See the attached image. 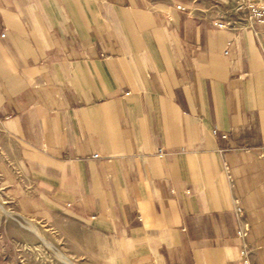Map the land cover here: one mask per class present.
<instances>
[{
    "label": "crops",
    "instance_id": "1",
    "mask_svg": "<svg viewBox=\"0 0 264 264\" xmlns=\"http://www.w3.org/2000/svg\"><path fill=\"white\" fill-rule=\"evenodd\" d=\"M1 155L9 203L83 264H243V223L264 264V24L237 0H0Z\"/></svg>",
    "mask_w": 264,
    "mask_h": 264
},
{
    "label": "rangeland",
    "instance_id": "2",
    "mask_svg": "<svg viewBox=\"0 0 264 264\" xmlns=\"http://www.w3.org/2000/svg\"><path fill=\"white\" fill-rule=\"evenodd\" d=\"M3 161L4 156L1 155L0 163L3 164ZM11 180L9 172L0 171V204L17 218L0 214V264H67L28 228L29 222L37 225L41 235L65 253L74 264H83V260L70 257L66 246L58 241L53 230L47 227L42 230L34 217L20 215L13 207L15 205L9 203L7 191L11 188Z\"/></svg>",
    "mask_w": 264,
    "mask_h": 264
},
{
    "label": "built area",
    "instance_id": "3",
    "mask_svg": "<svg viewBox=\"0 0 264 264\" xmlns=\"http://www.w3.org/2000/svg\"><path fill=\"white\" fill-rule=\"evenodd\" d=\"M178 8L184 9V7H182L181 5H178ZM237 10L240 12H244L249 21L264 24V6L256 4L254 0H237ZM219 26L222 27L224 26V24L220 23ZM213 134L215 135L218 134V130L214 129ZM221 136L223 138H227L228 135L226 133H223ZM158 154L159 155L164 154L162 148L158 149ZM235 213L238 218L243 217V211L239 206L236 207ZM246 233H247V226L245 223H243L237 231L238 237L242 240L240 256L242 258L243 264H251V260H250L251 248L243 240Z\"/></svg>",
    "mask_w": 264,
    "mask_h": 264
},
{
    "label": "bare ground",
    "instance_id": "4",
    "mask_svg": "<svg viewBox=\"0 0 264 264\" xmlns=\"http://www.w3.org/2000/svg\"><path fill=\"white\" fill-rule=\"evenodd\" d=\"M0 214H5L6 217L17 220V218L13 215V213L11 211L6 210V208L3 205H1V204H0ZM28 228H30L37 236H39L45 245H47L50 249L54 250L56 252V254L64 262H66L67 264H74L71 259H69L64 253H62L60 250H58L52 243H50L49 241H47L41 235V233L39 232V229H38L37 225H35L34 223L29 222Z\"/></svg>",
    "mask_w": 264,
    "mask_h": 264
}]
</instances>
